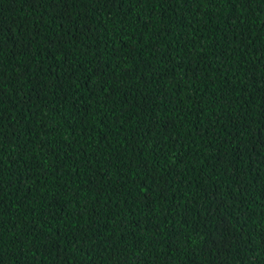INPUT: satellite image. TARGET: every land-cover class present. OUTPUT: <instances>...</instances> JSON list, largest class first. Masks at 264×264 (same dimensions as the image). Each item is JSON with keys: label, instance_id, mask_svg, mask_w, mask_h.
I'll use <instances>...</instances> for the list:
<instances>
[{"label": "trees", "instance_id": "trees-1", "mask_svg": "<svg viewBox=\"0 0 264 264\" xmlns=\"http://www.w3.org/2000/svg\"><path fill=\"white\" fill-rule=\"evenodd\" d=\"M0 264H264V0H0Z\"/></svg>", "mask_w": 264, "mask_h": 264}]
</instances>
